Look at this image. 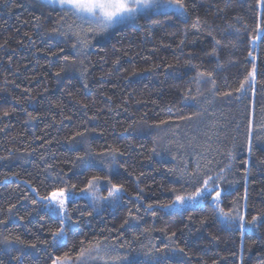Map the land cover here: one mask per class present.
Here are the masks:
<instances>
[{"label":"trees","instance_id":"trees-1","mask_svg":"<svg viewBox=\"0 0 264 264\" xmlns=\"http://www.w3.org/2000/svg\"><path fill=\"white\" fill-rule=\"evenodd\" d=\"M183 4L96 39L0 0V264H264V0Z\"/></svg>","mask_w":264,"mask_h":264},{"label":"snow or ice","instance_id":"snow-or-ice-1","mask_svg":"<svg viewBox=\"0 0 264 264\" xmlns=\"http://www.w3.org/2000/svg\"><path fill=\"white\" fill-rule=\"evenodd\" d=\"M49 3L59 5L66 13H71L72 16L79 20L84 21L87 24H96L100 27L101 31H106L109 27L116 23L122 22L128 18L133 17L140 10H147L153 8H160L161 6L170 7L175 4L178 10L184 8L183 0H49ZM67 59V57H65ZM243 88V85H241ZM249 151H251V146H249ZM107 180L111 184V180L107 177H102L99 175L92 176L87 182V187L81 191L85 193L94 192L98 185L103 181ZM211 180V177H209ZM209 180H205L203 188L197 189L194 195L189 196L188 200H195L204 196L205 192H208ZM122 190L121 185L112 184L108 192L107 198H116L120 195ZM72 193L65 188H60L51 192L48 196L43 197L48 201V204L53 206L54 210H59L63 212L65 203L69 199ZM221 196L220 191H216L213 197L214 201L218 203ZM185 197L182 195L176 196V202L183 204L185 202ZM170 205V206H174ZM222 211V210H221ZM227 215V214H225ZM255 217L253 221H255ZM240 228L244 227V218H240ZM253 221H249L252 223ZM63 219L61 220V228L58 232L53 234L54 243H62V238L65 235V230L63 227ZM33 247L35 245H32ZM83 254V253H81ZM68 259V254L66 253L63 257H56L53 260V264H66ZM117 259H121L117 257ZM126 259V258H123Z\"/></svg>","mask_w":264,"mask_h":264},{"label":"rangeland","instance_id":"rangeland-1","mask_svg":"<svg viewBox=\"0 0 264 264\" xmlns=\"http://www.w3.org/2000/svg\"><path fill=\"white\" fill-rule=\"evenodd\" d=\"M44 2H46L47 4H50V5H53V6H59V5H55V4H51L49 3V0H42ZM143 10V9H142ZM142 10L138 11L133 17L131 18H128L122 22H119V23H116L114 24L113 26L109 27L106 31H101L100 27L96 24H93L97 30L95 31V37L96 39L99 38L101 39L102 37L106 36V33H108L107 31L111 30L113 27L115 26H118V25H121V24H125L129 21H131L134 17H136V15L141 12ZM152 10H155V11H174L176 13H178L179 15L183 16L184 15V11L182 10V14H181V10H178L177 6L175 4H173L172 6L170 7H164V6H161L160 8H153ZM84 262H79V261H76L75 264H83ZM67 264V263H66Z\"/></svg>","mask_w":264,"mask_h":264}]
</instances>
